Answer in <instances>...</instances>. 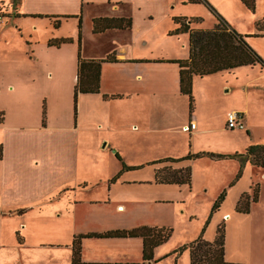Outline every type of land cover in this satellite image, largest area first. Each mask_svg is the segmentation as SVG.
<instances>
[{
  "label": "rangeland",
  "instance_id": "1",
  "mask_svg": "<svg viewBox=\"0 0 264 264\" xmlns=\"http://www.w3.org/2000/svg\"><path fill=\"white\" fill-rule=\"evenodd\" d=\"M19 1L0 0V16H2V24H0V112L4 113L8 125H35L47 122L58 127H67L73 124L71 122L73 121L72 96L77 59L78 56L83 58L80 54L83 28L81 20L73 24L74 20L62 19V25L55 28L52 23L55 18L44 17L38 19L43 22L41 23L42 29L33 31V28L26 24L30 18L19 19L13 16ZM205 1L218 12L220 9L232 11V1H235V4L241 8V13H236L237 16L231 17L230 21L223 18L229 21V24L231 22L236 24L237 29L235 30L246 35L249 44L264 59V31L262 35H259L256 30V22L264 16V0L255 1L254 13L247 10L238 0ZM169 2V11L163 22L171 15L172 22L173 17L177 16L199 17L198 22L190 24L192 28L209 29L215 24L213 13L204 2L188 0H169ZM79 22L80 29H78ZM48 23L53 31H59L60 34L66 36L47 39L45 47H40L37 41L46 38L47 31L43 28ZM72 29L76 30L75 39L68 36ZM53 39H70V41L63 42L59 46L49 45V41ZM179 39L186 40V49L189 52L188 33L180 34L178 41ZM28 42L31 44H27ZM87 45L88 40L85 42V54ZM28 51L36 55L41 54L47 68L35 72L28 71V75L26 73L25 75L9 74L8 67H11L12 56L25 58L28 56ZM196 77L194 102L191 109L188 103L189 113H193L192 115L197 113L207 118L206 128H222L226 122L225 119L223 125L221 123L222 112L236 108L234 111L245 114L243 118L245 128L225 129L224 127L223 131H215L211 139L196 143L194 147L188 131L184 130L183 126L179 131L170 134L151 129L142 135L130 132L122 134L120 130L118 132V128L113 130V127L110 129L104 127L103 133L107 132L105 135L108 140L100 139L98 134L101 135L102 132L99 129L80 132L77 145L78 165L83 170L87 182L86 188H80L82 185L75 186L76 193L73 194L71 191L69 195L71 200L76 198L77 201H100L97 203L100 207H107L105 203L108 200L120 203L128 200L171 201L174 205V208L171 205L172 216L167 218L169 224L167 227L172 229L171 234L167 240L154 247L150 260H142V239L140 237H123L85 240L83 255L80 254L82 262L85 259V261L104 264H189L188 250L181 252H176V250L198 238L217 195L224 188L228 189L229 182L235 179L241 169V162L238 158H217L210 154L225 152L233 155L235 148L245 149L242 147L244 143L248 142L246 146L264 144V69L260 65L239 66ZM7 82L10 87L13 86L11 93H3ZM29 94L35 96L32 105L27 98ZM184 97L188 101V98ZM48 99H56L55 104L50 108H46L45 104ZM178 112L179 114L184 113V106L181 105ZM160 121L164 122L163 114ZM248 128L250 133H247ZM104 142H106L105 145H103ZM189 151L192 154L205 153L191 159L193 162L189 160L188 165H191L193 169L190 186L154 182V168L148 162L163 157L180 158L190 153ZM115 153L119 158L115 156ZM122 163L127 166L142 167L122 170ZM166 164L171 167L178 166V164L168 163L155 166L161 167ZM254 168L252 185L258 184L259 200L251 207L253 210L250 218L239 224V229L242 231L245 228L247 232L245 234L248 235L240 236L236 230V237L234 235V238H227L229 255L236 260L235 262L244 264H264V167L254 166ZM118 172H121L120 178L113 181V177ZM67 198L68 196L64 197L60 205H63ZM107 208L117 214L114 210L115 205ZM142 210L140 211L144 215L143 220L154 217L151 212ZM54 216L47 204L40 211L25 212L18 220L12 217L10 219L0 218V243L10 238L8 233L16 223L14 220L18 221L15 238L25 239L30 243H27V247L20 248L16 257L11 254L3 259H14L20 263L26 260L28 264H59L60 262L69 264L70 247L65 245L67 240L71 244L73 241L70 240L72 216L70 217L69 213H63L61 219H56ZM116 217L107 218L105 216L104 218L108 219L105 223H114ZM137 222L139 221L136 219H122L119 224L130 227ZM34 240L44 243L51 242L59 246L32 247ZM81 240L80 251L82 249ZM4 248L11 250V247Z\"/></svg>",
  "mask_w": 264,
  "mask_h": 264
},
{
  "label": "crops",
  "instance_id": "2",
  "mask_svg": "<svg viewBox=\"0 0 264 264\" xmlns=\"http://www.w3.org/2000/svg\"><path fill=\"white\" fill-rule=\"evenodd\" d=\"M169 3V0H20L18 2L16 13L13 16L19 19L30 18L26 24H29L33 31L42 29L41 23L43 22L38 19L44 18L45 15L57 17L58 27L62 25V19L74 20L73 24L80 19L83 26L81 56L84 59H103L109 54H114L117 61L101 64L99 93H78L76 113L75 116L73 113V121H71L73 124L71 123L67 127H58L45 122L13 126L8 125L5 118L0 122V145L3 147L0 159V214L2 213L0 218L10 219L12 217L18 220L25 212L40 211L48 204L56 219H61L63 213H69L70 217L72 216L71 241L74 236L88 232L128 229L139 225L167 226V218L172 216V206L174 208L171 201L128 200L124 201L125 203L106 201L107 207L115 205L114 210L117 215L106 206H98L97 203L100 201H77L76 198L71 200L69 195H71V191L73 194L76 193L75 186L82 185L80 188H86L87 179L78 165L77 145L81 131L99 129L102 132L101 135L98 134L100 139L106 140L108 138L105 135L107 132L103 133L104 127L108 129L113 127V130L118 128V132L120 130L122 134L130 132L142 135L151 129H158L170 134L179 131L181 126L184 128L192 120L196 127L188 130V133L194 147L196 143L211 139L212 133L215 131H223L226 125V114L236 110V108H231L222 112V125L225 122L222 128H206L207 118L195 113L196 105L193 111L195 114L189 113L188 101L184 97L186 95L183 96L179 90V66L177 63L170 62L187 58L189 52L186 49V40L179 39L178 41L179 35L169 34V31L174 28V23L170 19L171 15L168 16V20L163 22L169 11ZM232 3V11L220 9L218 12L216 10L218 14L229 21L231 17L237 16L236 13H241L239 5L235 4V1ZM96 17H131L132 25L128 29H107L100 33H93L91 22ZM49 25L48 23L43 28L47 31L46 38L37 41L40 47H45L47 39L66 36L60 34L59 31H53ZM230 25L237 29L233 22ZM256 30L259 35H262L264 27L261 30L256 28ZM68 36L75 39L76 30H70ZM86 40H88V45L85 54ZM4 41L7 42V40ZM31 52L28 51V58L12 56L8 73L18 75L26 73L28 75V71L35 72L47 68V64L43 62V56ZM193 77L192 94L197 81V77ZM74 82H76V73ZM4 92H13V86L10 87L9 82L6 83ZM103 94H118L120 97L105 99ZM34 97L30 94L27 96L30 105H32ZM55 102L56 99H48L45 101L46 108L52 107ZM21 105L24 107L23 103ZM181 105L184 106V113L179 114ZM162 114L165 123L160 121ZM225 129L227 128L225 127ZM247 133H250L249 128ZM47 142L50 143L46 144ZM105 144L106 142L103 143V145ZM246 145L248 142L244 143L242 147L247 148ZM240 149L243 148H235V153L244 151H240ZM216 154L229 155L225 152ZM191 161L193 162V160ZM189 162H180L177 167L187 165ZM254 166L250 163L243 165L241 176L231 187H228L224 201L213 214L204 234L207 240H211L216 225L220 221L224 222V256L227 261H236L229 255L227 238H234V235L236 237V230L240 236L247 233L245 228L242 231L239 229V224L250 218L254 202H251L248 213L237 212L235 205L242 192H251ZM155 167L153 165L154 169ZM190 167L192 172V166L190 165ZM67 196L63 205H60L61 200ZM141 209L151 212L154 217L143 220L144 215L141 214ZM105 216L107 218L117 217L114 223L107 224L105 222L108 219H105ZM122 219H136L139 222L125 227L126 225L119 224ZM17 220H14L16 223L8 233L10 238L8 237L7 241L2 240L0 243V264H28L26 260L22 259L21 263L14 259H3L11 254L16 257L20 248L27 247V243L30 244L25 239L15 238L16 229H18ZM87 239L102 238H82L80 251L82 255ZM34 242L32 247L59 246V244L44 243L40 240H34ZM66 243L65 246L70 247L69 262H71L72 244L68 240ZM4 247H11V250ZM83 260V262H96Z\"/></svg>",
  "mask_w": 264,
  "mask_h": 264
},
{
  "label": "trees",
  "instance_id": "3",
  "mask_svg": "<svg viewBox=\"0 0 264 264\" xmlns=\"http://www.w3.org/2000/svg\"><path fill=\"white\" fill-rule=\"evenodd\" d=\"M190 2H204L205 0H188ZM244 6L252 13L255 12L256 0H240ZM215 19V24L209 29L192 28V22H198L199 17L186 18L182 16L173 17L174 28L169 31L170 35H180L188 33V57L181 60H172L179 66V90L180 93L188 98L189 109L192 108L194 99L192 94L193 76H204L222 70H229L239 66L260 65L264 69V59L247 42L246 35L237 32L230 24L218 14L209 4ZM53 19L54 27H58L59 20L53 15H45ZM68 17V16H64ZM132 25L131 17H96L92 20V32L100 33L107 29H128ZM257 29L264 27V17L256 22ZM80 29V22L78 23ZM70 39H53L49 45L59 46ZM114 54H109L103 59H83L78 56L76 82L73 91V113H76V97L78 93H99L100 92V67L103 62H116ZM120 95L103 94V98H119ZM4 120V113L0 112V122ZM3 147L0 145V159L2 158ZM204 152L192 154L187 153L180 158L163 157L154 159L148 164L158 165L162 163L178 164L189 161L195 157L204 155ZM208 154V153H207ZM217 158H238L241 162L240 172L235 179L228 184L231 187L241 176L242 168L245 163H250L258 167H264V144L250 145L241 153L233 155L210 154ZM115 156L119 158L117 153ZM122 170H134L142 166H127L122 163ZM118 172L113 181L119 178ZM192 172L190 165L181 167H171V165L156 166L154 169V182L158 184L191 185ZM251 193L244 191L240 194L235 210L240 213H248L251 202H256L259 198L258 184L250 186ZM227 190L223 189L216 197L211 206L209 216L205 222L197 239L190 242L187 246H182L176 252L187 249L189 252V264H244L239 262L227 261L224 256L225 225L220 221L215 228L214 236L207 240L204 236L206 228L213 216L219 209L226 197ZM172 229L167 226H148L139 225L128 229H112L103 232H88L74 236L71 249L70 264H104L100 262H82L80 259V240L85 237L97 238H123L140 237L142 239V260L151 259L154 247L163 243L170 236ZM20 240V239H18Z\"/></svg>",
  "mask_w": 264,
  "mask_h": 264
},
{
  "label": "built area",
  "instance_id": "4",
  "mask_svg": "<svg viewBox=\"0 0 264 264\" xmlns=\"http://www.w3.org/2000/svg\"><path fill=\"white\" fill-rule=\"evenodd\" d=\"M0 24H2V16H0ZM196 127L194 121H189L188 125L184 127V130H192ZM227 129H235V128H245L243 121V113L237 111H230L226 116V125Z\"/></svg>",
  "mask_w": 264,
  "mask_h": 264
}]
</instances>
